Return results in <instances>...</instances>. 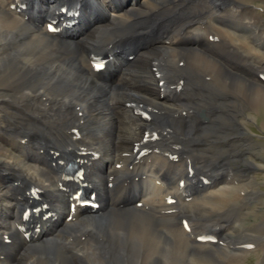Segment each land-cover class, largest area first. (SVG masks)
<instances>
[{"label": "bare ground", "instance_id": "obj_1", "mask_svg": "<svg viewBox=\"0 0 264 264\" xmlns=\"http://www.w3.org/2000/svg\"><path fill=\"white\" fill-rule=\"evenodd\" d=\"M263 17L264 0H0V264H264L254 175L230 166L260 170ZM72 158L95 212L71 209Z\"/></svg>", "mask_w": 264, "mask_h": 264}, {"label": "rangeland", "instance_id": "obj_2", "mask_svg": "<svg viewBox=\"0 0 264 264\" xmlns=\"http://www.w3.org/2000/svg\"><path fill=\"white\" fill-rule=\"evenodd\" d=\"M103 1V0H102ZM262 8V7H261ZM263 14V13H262ZM264 18V17H263ZM182 67V65H181ZM195 70V67H193ZM194 79L196 80L199 77H202L203 83L202 87L204 88L205 85L210 84L211 82H214L213 78L206 80L205 77L206 75L200 74L199 76L194 75ZM247 115L249 113H246ZM253 120L248 121V127L250 128V134H249V140L252 144V149L248 151L249 155H252L251 158L254 159V164L259 166L257 169L260 170H255L251 174L249 173L251 167L247 170V166L243 163H237L233 162L231 163V167L238 169L240 168V171L254 177L255 179V184L252 185L255 189V191L261 196V201H259L258 206H262L260 208H255L257 207L256 204H253L251 208L253 207L256 209L253 213H250V215L245 218L246 221V226L251 227L252 225L259 223L261 220H264V110H260L258 113L255 111L250 114ZM242 142L240 144L241 147L239 149L245 150L244 147L245 145ZM239 144H237L238 146ZM243 148V149H242ZM253 168V167H252ZM242 169V170H241ZM245 169L248 171H245ZM234 170V169H233ZM240 171L238 172L240 174ZM144 254H145V249L143 250L141 248H137V259L136 261L141 263L143 262L144 259ZM255 253H249L247 256L245 264H258L260 259L257 258V254Z\"/></svg>", "mask_w": 264, "mask_h": 264}]
</instances>
